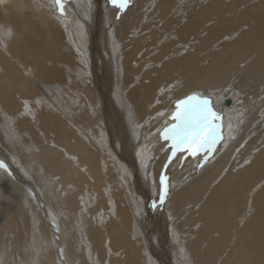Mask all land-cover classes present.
I'll return each mask as SVG.
<instances>
[{
	"label": "bare ground",
	"instance_id": "1",
	"mask_svg": "<svg viewBox=\"0 0 264 264\" xmlns=\"http://www.w3.org/2000/svg\"><path fill=\"white\" fill-rule=\"evenodd\" d=\"M117 2L0 0V264H264V0Z\"/></svg>",
	"mask_w": 264,
	"mask_h": 264
},
{
	"label": "snow or ice",
	"instance_id": "2",
	"mask_svg": "<svg viewBox=\"0 0 264 264\" xmlns=\"http://www.w3.org/2000/svg\"><path fill=\"white\" fill-rule=\"evenodd\" d=\"M57 2L59 3V0ZM113 3H116V0H113ZM120 7H124V4L121 3ZM193 101H198V97L189 96L180 102L183 107L178 105V111L173 117L179 123L166 128L163 138L171 140L173 148L189 151L195 156L201 150L214 149L220 137L217 129L213 127V121L219 117L209 107V101L204 99L201 102L192 103ZM165 179L161 177L162 185ZM160 199L163 201L164 197L161 196Z\"/></svg>",
	"mask_w": 264,
	"mask_h": 264
},
{
	"label": "rangeland",
	"instance_id": "3",
	"mask_svg": "<svg viewBox=\"0 0 264 264\" xmlns=\"http://www.w3.org/2000/svg\"><path fill=\"white\" fill-rule=\"evenodd\" d=\"M121 3H123L124 5H125V0H118V2H117V6L118 7H120V4ZM121 9H118V10H122V11H119V13L117 14V17H118V19L120 18V16H121V13L123 12L124 13V11H125V9L127 8V7H120ZM177 156H179L180 157V154H178V155H175V157L173 158V161L176 159V157ZM178 157V158H179ZM172 159L171 158H169V161H171ZM172 161V162H173ZM167 168V165H166V167H165V169ZM160 178V177H159Z\"/></svg>",
	"mask_w": 264,
	"mask_h": 264
}]
</instances>
